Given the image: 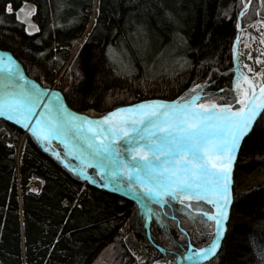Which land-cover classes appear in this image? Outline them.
Masks as SVG:
<instances>
[{
	"label": "trees",
	"instance_id": "trees-1",
	"mask_svg": "<svg viewBox=\"0 0 264 264\" xmlns=\"http://www.w3.org/2000/svg\"><path fill=\"white\" fill-rule=\"evenodd\" d=\"M27 2L36 5L32 20L39 31L25 32L5 13V4L18 8L20 0H0V49L10 51L43 87L57 81L55 88L75 111L104 114L145 100H175L205 80L211 83L202 99L231 103L235 97L232 45L240 0ZM256 9L264 14L261 0H252L242 26L255 18ZM239 156L246 159L235 164L222 247L202 264H264L257 256L264 250V115ZM30 178L40 180L38 192L29 190ZM178 209L160 210L159 223L152 215V237L167 234L183 250L207 242L212 229L193 219L196 213L189 217ZM144 219L136 203L85 183L28 133L0 118V264H89L109 243L124 264L162 259L164 242L147 244Z\"/></svg>",
	"mask_w": 264,
	"mask_h": 264
},
{
	"label": "snow or ice",
	"instance_id": "snow-or-ice-1",
	"mask_svg": "<svg viewBox=\"0 0 264 264\" xmlns=\"http://www.w3.org/2000/svg\"><path fill=\"white\" fill-rule=\"evenodd\" d=\"M251 2L240 0L243 7L236 14L238 30L240 18L245 16ZM261 4L264 5V0ZM36 10V5L27 0H20L18 8L11 3L4 6L5 13L15 16V21L29 34L39 31L31 20ZM256 12L259 15V9ZM252 24H264V20ZM260 38L264 44V32ZM236 39L239 40V35ZM247 56L252 59L250 52ZM232 58L236 94L231 103L202 99L208 96L205 88L211 83L205 80L193 84L177 100L140 101L94 118L68 109L58 92L28 81L18 63L10 55L0 53V117L20 125L41 146L47 145L44 150L51 151L85 183L132 196L141 208L154 202L160 210L179 205L178 210L189 217L196 213L193 219L203 221L214 235L208 245L196 248L186 258L207 259L220 244L224 220L228 218L231 166L237 148L250 133L254 121L264 115V82H259L257 90V82L243 73L235 43ZM255 61L261 64V57L256 56ZM243 67L253 71L247 64ZM233 104L239 107L233 108ZM53 141L62 146L60 151L51 148ZM88 168L93 171H87ZM160 210L155 213L158 223ZM144 222L147 223L146 217ZM253 247L256 250L255 244ZM257 256L264 260V250H257Z\"/></svg>",
	"mask_w": 264,
	"mask_h": 264
},
{
	"label": "rangeland",
	"instance_id": "rangeland-1",
	"mask_svg": "<svg viewBox=\"0 0 264 264\" xmlns=\"http://www.w3.org/2000/svg\"><path fill=\"white\" fill-rule=\"evenodd\" d=\"M259 5H260V2H259ZM259 14L261 15H264L262 14L260 11H259ZM258 17L257 15V12H256V16L255 18L248 22L247 24L245 25H249L251 22H253L256 18ZM241 23V22H240ZM241 25L242 28H247ZM255 30L258 32V34L260 35L261 32H264V24H260V25H255ZM237 34V33H236ZM253 34H251L250 32H247V31H244V33L242 34V37H241V40L239 42V49H240V53H239V56H238V60H239V63H241L242 67L244 64H247L249 67H251L253 69L252 72H249L247 68H244L246 74L253 78V80L255 82H257V85H259V82H262L264 80V69H263V64L264 63V44H261L260 43V39L257 40L256 39H253ZM245 45H248L247 47ZM78 46V42L73 46L72 50H71V55L74 53L75 49L77 48ZM10 52V51H9ZM251 53V56H252V59H249L248 56H247V53ZM11 53V52H10ZM12 54V53H11ZM260 56L261 57V64H257L256 61H255V57L256 56ZM22 65V64H21ZM23 67V65H22ZM24 69V67H23ZM25 71V69H24ZM256 71H260L262 74L260 76H255L254 73ZM26 73V72H25ZM33 79V78H32ZM58 79V77H57ZM35 80V79H34ZM233 81H234V72H233V76H232V88H233ZM38 82V81H37ZM39 83V82H38ZM40 84V83H39ZM56 84H57V81H55L54 83H52V85H50L49 89H55L57 90L55 87H56ZM191 88V86H189L183 93L182 95L188 91L189 89ZM234 89V88H233ZM235 90V89H234ZM59 91V90H58ZM60 92V91H59ZM62 94V93H61ZM181 95V96H182ZM180 96V97H181ZM177 100V99H175ZM237 107H239V105H237ZM234 108V107H233ZM104 111H101V112H98V111H95L93 109H88V110H84L82 111L81 113H85L87 115H90V116H94V117H97V116H100L102 115ZM22 139H23V135L19 137L18 141H17V145H16V150L18 151V149L20 148L21 146V142H22ZM244 144V143H243ZM43 148L44 147H47V145L45 146H42ZM243 147V145H242ZM241 147V149H242ZM51 148L53 150H56V151H60L62 149V146H58V142L57 141H53L52 145H51ZM241 151V150H240ZM240 151L238 152V156H237V160L235 162L238 163L239 160H244L246 159L245 156H239V153ZM49 153L51 154V151H49ZM71 160V158H69ZM73 163H75V161L73 160L72 161ZM235 164H234V168H235ZM234 172V170H233ZM40 185H41V182L39 179H36V178H30L28 180V183H27V186L29 188V190H32V189H35L36 191L34 192H38L40 190ZM232 187H233V183H232ZM232 198H233V192H232ZM149 206L150 208L152 209L151 213L152 215L154 216L155 213L158 211L156 210V207H155V204H150L149 203ZM230 212H231V208H230ZM143 213V212H142ZM134 217V215H133ZM135 218V217H134ZM229 219H230V216H229ZM228 219V221H229ZM135 225H136V228L137 230H141L139 223H138V219L135 218ZM228 221H227V224H228ZM226 224V226H227ZM143 228H144V237H145V240L147 242V244H150V242H157V241H160L162 239V242H164V245L165 247L162 249V252H163V256L162 258L166 255V256H169V257H172L174 256L175 254L179 253V252H182L186 249H179L178 246L180 245V241L176 240L175 238H170L167 234H160V233H155V236L156 238H153L151 235V233H149L147 231V227L145 226V224H143ZM226 231H227V227H226ZM226 234V233H225ZM213 235V231H212V234H211V237ZM210 237V238H211ZM225 237V236H224ZM210 238L207 240V242L210 240ZM224 239V238H223ZM207 242H205L204 244H206ZM223 242V240H222ZM145 245L144 248L145 250L143 251H148L147 250V247L148 245ZM203 244V245H204ZM221 247H222V243H221ZM220 247V249H221ZM149 248V247H148ZM220 249L218 250V252L220 251ZM217 252V253H218ZM130 254L133 255L134 257H136V259L139 258V255L137 253H135V251L131 250L130 251ZM210 260V259H209ZM207 260V261H209ZM205 261V262H207ZM204 263V262H203ZM89 264H124L123 262V259L120 258V256L117 254V251H116V248L115 246L112 244V243H109L107 245H105L94 257L93 259L91 260V262ZM202 264V263H200Z\"/></svg>",
	"mask_w": 264,
	"mask_h": 264
},
{
	"label": "water",
	"instance_id": "water-1",
	"mask_svg": "<svg viewBox=\"0 0 264 264\" xmlns=\"http://www.w3.org/2000/svg\"><path fill=\"white\" fill-rule=\"evenodd\" d=\"M28 3H29V4H32V3H30V2H28ZM19 6H20V5H19ZM19 6H18V7H19ZM242 7H243V5H242ZM242 7H241V8H242ZM241 8H240V9H241ZM259 15H260V14H259ZM259 15H258V17H259ZM258 17H257L254 21L258 20ZM31 20H32V17H31ZM32 21H33V20H32ZM249 25H252V22H251ZM237 31H238V29H237ZM32 33H36V32H32ZM32 33H31V34H32ZM236 37H237V34H236V36H235V38H234L233 44L236 43V41H237V40H236ZM232 47H233V46H232ZM0 53H6V54L10 55V56H11V57H12V58L18 63V65L20 66V70L23 72L24 76L26 77V79H27L28 81L34 82V83H35L36 85H38L40 88L48 89L49 91H53V90H54V91L58 92V93L60 94V99H61V101L67 106L68 109H70V110L73 111V112H77V113H79V114H82V115H86V116L91 117L90 115H87V114H85V113H81V112H78V111H75V110L71 109V108L67 105V103H66V101H65V99H64V97H63V95L61 94V92H59L58 90L45 88V87H43L41 84H39L36 80L30 78V77L25 73V71H24V69H23L21 63H20V62H19V61H18V60H17V59H16V58H15V57L9 52V51H7V50H1V49H0ZM232 63H233V58H232ZM234 67H235V66H234V63H233V67H232V68H233V71H234ZM262 82H264V80H263ZM258 87H259V85H257V90H258ZM0 118L6 120L8 123H10V124H12V125H14V126L20 128V129H22L24 132H26L25 129H23L20 125L14 123L13 121H9V120H7V119L4 118V117H0ZM94 118H95V117H94ZM255 122H256V121H254L253 126H254ZM252 128H253V127H252ZM251 131H252V129H251ZM251 131H250V133H251ZM250 133H249V134H250ZM249 134H247L245 137H243V138L241 139L240 145L238 146L237 151H236L235 158H234L233 161H232L231 174H230V175H231L232 183H233V170H234V164H235V162H236V160H237L238 152L241 150V147H242L243 143L245 142V140H246V138H247V136H248ZM230 188H231V195H232V184H231ZM109 190H110V189H109ZM111 191H112V190H111ZM112 192H113V193H117V194H121V195H123V196H125V197H127V198H129V199H131V200H133V201H135V202L137 203L138 207L144 212V209L141 208V207L139 206L137 200H136L134 197H132V196H127V195H125L123 192H114V191H112ZM232 199H233V198H232ZM231 205H232V200H231V203L228 205V218L224 220V231H223V233H222V235H221V237H220V244L217 246L216 251H215V253H214L212 256L208 257L207 259H203V260H199V259H195V260H193V259H187V258H186V257L188 256V254H189L190 252H194L196 248L205 247L206 245H208V244L210 243V241H211L213 235H214V232H213V235H212V237L210 238V240H209L206 244H204V245H202V246H200V247H193V246L191 245V247L188 246V248H187L185 251L179 252V253L175 254L174 256H172V257H169V256H166V255H165L162 259H155V260H152V261L147 262V263H145V264H153L154 261L159 262V264H200V263H203V262H205V261L211 259L212 257H214L215 254H216V253L218 252V250L220 249V247H221V243H222V240H223V238H224V236H225V233H226V227H227L226 224H227V221H228L229 216H230V208H231ZM213 211H215V209H213ZM212 222H213V221H212ZM213 224H214V222H213Z\"/></svg>",
	"mask_w": 264,
	"mask_h": 264
},
{
	"label": "bare ground",
	"instance_id": "bare-ground-1",
	"mask_svg": "<svg viewBox=\"0 0 264 264\" xmlns=\"http://www.w3.org/2000/svg\"><path fill=\"white\" fill-rule=\"evenodd\" d=\"M258 20H264V15H259V17H258ZM244 31H247V32H250L251 34H253L256 38H257V40H259V39H261L260 38V35L258 34V32L255 30V25H249V27H247V28H242L241 27V30H238L237 31V35H239V40H237L236 41V47H237V53H238V56H239V51H240V49H239V42H240V40H241V37H242V34L244 33ZM238 62H239V60H238ZM240 64V67H241V69H242V71H243V73L244 74H246V72H245V70H244V68L242 67V65H241V63H239ZM263 64V66H264V63H262ZM263 69H264V67H263ZM231 70L233 71V68H231ZM234 72V71H233ZM247 75V74H246ZM235 72H234V80H235ZM241 79H242V77H241ZM165 101V100H164ZM168 101H174V100H168ZM249 136V135H248ZM247 136V137H248ZM135 202V201H134ZM136 203V202H135ZM149 203L150 204H153L154 202H147L146 203V206L143 208L144 209V212H143V216H144V218L146 217L147 218V223H145L144 222V224H145V226L147 227L146 229H147V231L150 233V224H151V220H152V213L151 212H149L148 211V209L150 208V206H149ZM141 210V209H140ZM202 246V245H201ZM198 247H200V246H198ZM188 248V247H187ZM185 251V250H184ZM217 254V253H216ZM215 254V255H216ZM213 258V257H212ZM211 258V259H212Z\"/></svg>",
	"mask_w": 264,
	"mask_h": 264
}]
</instances>
